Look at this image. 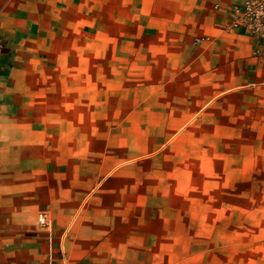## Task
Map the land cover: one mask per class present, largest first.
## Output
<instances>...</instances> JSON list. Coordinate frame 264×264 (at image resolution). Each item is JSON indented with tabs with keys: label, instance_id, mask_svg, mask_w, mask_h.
<instances>
[{
	"label": "crops",
	"instance_id": "0c3cea01",
	"mask_svg": "<svg viewBox=\"0 0 264 264\" xmlns=\"http://www.w3.org/2000/svg\"><path fill=\"white\" fill-rule=\"evenodd\" d=\"M241 1L0 0V264H180L181 228L150 224V156L107 144L106 121L138 137L171 88L204 107L263 89L257 41L231 27Z\"/></svg>",
	"mask_w": 264,
	"mask_h": 264
},
{
	"label": "rangeland",
	"instance_id": "374dc122",
	"mask_svg": "<svg viewBox=\"0 0 264 264\" xmlns=\"http://www.w3.org/2000/svg\"><path fill=\"white\" fill-rule=\"evenodd\" d=\"M250 90L204 107L192 89L171 88L175 95L150 97V134L143 113L138 137L129 121H106L107 144L150 156V224L181 228L175 262L264 264V88Z\"/></svg>",
	"mask_w": 264,
	"mask_h": 264
},
{
	"label": "built area",
	"instance_id": "2783aa9c",
	"mask_svg": "<svg viewBox=\"0 0 264 264\" xmlns=\"http://www.w3.org/2000/svg\"><path fill=\"white\" fill-rule=\"evenodd\" d=\"M231 27L243 30L257 41L255 56H264V0H243L231 9ZM202 42L204 38H196ZM7 41L0 38V57L7 52ZM29 219L38 227L51 229L53 225L51 214L46 209L37 210L29 215ZM49 264H70L64 256L59 260L51 258Z\"/></svg>",
	"mask_w": 264,
	"mask_h": 264
}]
</instances>
